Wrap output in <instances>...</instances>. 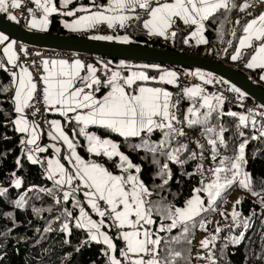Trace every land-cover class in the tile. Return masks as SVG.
<instances>
[{"label":"trees","instance_id":"16d2710c","mask_svg":"<svg viewBox=\"0 0 264 264\" xmlns=\"http://www.w3.org/2000/svg\"><path fill=\"white\" fill-rule=\"evenodd\" d=\"M237 1L239 0H231L230 11L221 9L209 20L204 21L206 41L204 46H195L188 38L190 28L183 26L179 21L173 25L176 33L174 37L162 39L157 36H149L142 26L146 15L142 12H137L139 19L130 20L121 30H111L106 25H98L91 30L77 33L64 30L60 23V16L54 15L49 18L47 29L44 32L83 38L92 35L127 36L130 40L129 43L136 45L171 50L211 60L224 59L229 66L238 69L251 81L264 88L259 78L261 71L245 68V63L253 51L252 48L245 50L238 61H230V57L235 52L239 39L243 35V26L257 13L255 2H251L249 7L241 11L239 7H232V3L236 5ZM108 2L109 0H94V6L93 0H76L70 6L72 8L82 5L83 8L90 11H98L103 10ZM0 15L8 19L7 12H0ZM27 30L34 31L30 28ZM148 66L166 67L154 64ZM168 68L186 69L189 72L202 71L175 66ZM105 73L106 71L103 74ZM215 77L225 84H229L224 79ZM165 87L172 94V103L176 104L172 111L175 112L179 123L173 121V124L184 132L183 136H176L170 141V148L186 145L187 151L180 156L182 160L187 159L191 153L196 154V159L188 160L182 166L168 161L165 156L159 153L156 154L155 158L160 160L161 164L168 163L171 170L172 178L167 184H164L158 175L160 167L153 163L152 153L146 152L142 148L129 147V145L141 143L140 137L125 140L115 133H107L108 138L120 145V151L128 155L134 164L141 167L140 179L153 193L147 199L150 202L162 201L166 205L179 208H184L186 202L196 194L202 196L204 201L205 191L197 192L196 189H203L206 185L211 184L216 179L211 170L220 166L221 160L237 155L240 144L245 141H247L245 147L247 165L243 168V172L251 174V189L241 187L239 197L233 202L232 212L235 210L239 213L236 220L229 213H225L222 218L206 223L205 227L201 228L200 224L203 223V220L195 218V226H193V221L187 222L189 229L187 233L184 232V224H178L171 231H159L161 226L170 225L171 220L165 219L153 210L151 218L154 223L150 227L153 233H157L159 237L163 238L159 246L160 255L166 256L169 249L182 253L181 257L176 258L175 264H264V204L261 203V199L264 198V136L260 134L264 130L262 129L263 122L248 117L246 122L241 124L240 112L233 111L237 114L236 116L227 115L231 111L218 105V107L215 106V111L212 112L206 126L199 124L189 126L185 121V117L189 116V108L197 107L201 118L208 109L200 108L201 103L197 98H189L184 95L181 87L167 85ZM13 90L12 75L4 67L0 68V188L7 190L3 195H0V264H109L106 247L92 241L87 229L76 227L80 214L79 207H83L92 220L98 221L99 218L87 205L82 195L81 183L73 196L65 201L63 199L64 191L53 183L37 164L31 163L27 159L28 153L21 144L22 134L15 130L16 113L12 100ZM68 120L66 122L62 119L61 123L76 145V152L82 159L100 163L116 175H124L120 168L114 166L115 163H118V158L109 160L102 155L96 156L89 153L86 139L78 135L80 125L72 119ZM206 127L215 128L217 133H220L221 128L224 129L220 133L224 144H220L218 141L216 148L218 155L215 160L212 158V145L208 140L209 137L216 138V136L206 133ZM90 129L102 137L106 135L105 129L97 127ZM142 136L150 139L154 144H160L165 139L161 130L154 131L150 136L143 133ZM42 137L43 143L49 140L45 133L42 134ZM170 148H166L165 151ZM18 159L20 160L19 165L16 163ZM198 165H203L202 173ZM66 171L75 178V172L72 169H66ZM133 174H135L134 170ZM17 178L21 180L19 188L15 187L13 183ZM237 182L239 183V180ZM160 185L163 187L161 188ZM253 192L257 194L254 195ZM21 197L25 198V203L22 207H17L16 201ZM237 200L240 203L237 204ZM76 201H79V206H76ZM219 209L217 207L216 213L219 212ZM67 212H71L72 215L68 216ZM212 217L213 215H211ZM243 220L248 221V227L243 224L238 226V222ZM64 223H68V231L63 230ZM100 230L106 232L112 239L116 245V251H112V255L120 259L123 264V257L120 255L122 249L120 237L105 221ZM212 232L216 236L215 239L211 238L214 237ZM241 234H243V239L239 243H233L232 238L240 237ZM174 237L178 240L172 239ZM199 238L201 241H209L208 246L203 247ZM209 256L212 257V260L208 259Z\"/></svg>","mask_w":264,"mask_h":264},{"label":"snow or ice","instance_id":"6c2138e0","mask_svg":"<svg viewBox=\"0 0 264 264\" xmlns=\"http://www.w3.org/2000/svg\"><path fill=\"white\" fill-rule=\"evenodd\" d=\"M36 7L42 9L43 18L36 19L35 11L29 9L33 18L29 22V26L33 29L44 31L47 29L48 15L58 12L57 7L52 3V0H34ZM73 0H62V6L67 7ZM264 2V0H261ZM231 0H173V2H160L155 0V6H152L153 0H109L107 8L104 11L90 12L89 9L77 8L75 11H67L63 13L66 16H74L77 11L89 12V15L81 16L72 23H65L64 27L71 31L87 30L95 27L97 23L107 22L109 27H112L115 23H119L121 27L125 25V22L130 19L129 16L122 13L128 11H135L137 8L143 9L148 13L150 19L143 22V27L149 31V34L165 36L169 28H171L175 17L183 20L185 24H192L197 26V33H202L204 29V21L209 20L216 12L221 9L231 10L229 4ZM9 0H0V12L8 11ZM93 5L94 0H93ZM10 6L12 8L20 7V0H10ZM250 4L245 2L242 5H235L232 3V7H239L241 11L249 7ZM103 7V6H100ZM105 12L116 13L114 15H106ZM8 19L19 22L15 15L9 13ZM136 19H139L137 16ZM239 23V21H237ZM243 35L239 39V48L236 50V54L232 55V60L240 58L241 49L252 48L253 53L251 59L247 63L248 68H262L264 69V13L254 17L243 26ZM175 32L172 33L174 37ZM93 40H119L121 43H129V37H113L96 35L92 36ZM9 37L0 32V44H4L8 41ZM200 43H206L201 36ZM256 42V43H254ZM15 41L9 42L4 49V54L7 56L8 63L16 65L17 56L13 50ZM43 68L46 75L41 79L45 85L43 88V100L46 105L51 109L60 112L61 115L68 117L69 113H76L74 117L70 119L74 120L79 127L78 135L83 136L87 141V151L96 156H104L109 160L118 158V163L114 166L121 169L124 175H114L100 163L93 161H85L76 152V145L73 140L63 131L59 122L51 121L54 133L49 135L53 140H62L70 149V156L66 157L71 163L74 159L75 164V178L79 179L85 188L90 189L84 195L88 198L87 202L90 207L100 216H105V211L101 210L98 201H104L108 206V211L113 216V226L124 229L129 228L130 231H122L120 238L125 242V248L120 250V255L123 257V264H175L176 258L181 257L182 253L175 252L169 249L166 256L160 255V248L162 239L157 233H153L144 225H151L154 223L152 217L153 210L162 215L165 219H170L171 224L161 226L159 231H171L176 228L178 224H184V232L189 231L187 222L193 221L194 218L199 216L200 213L206 209L202 207L203 201L199 196L194 197L186 202L184 208L174 207L173 205H166L162 201L150 202L147 198L152 196L153 193L140 179V173L142 171L139 165L134 164L128 155L120 151V145L114 142L111 138H108L107 133H115L125 140L130 138H141V143L136 145H129L133 149H144L146 152L153 154V163L160 167L158 175L163 180L164 184H167L172 178L171 170L168 163L161 164L160 160L155 156L159 153L165 156L170 162H174L179 165H184L188 160L196 159V154L191 153L187 159H181L180 156L183 152L187 151L186 145H181L176 148H170V141L175 139L176 136H183L184 132L181 129H177L173 124V121L177 120V116L172 109L176 107V104L172 103V94L161 88H151L139 86L137 89H132L131 86L136 83L137 80L147 81L149 79H155L147 76L144 72H133L130 76L122 77L119 71H111L110 77L103 82L105 87L110 90L102 97H97L96 92L100 91L102 81L96 76L97 69L94 65L83 64L80 60H74L69 63L66 60H43ZM3 65L0 64V68ZM120 67H127L121 64ZM144 67H158L147 66ZM103 68L109 71L108 65L104 64ZM86 69L87 74L81 76V70ZM193 75L199 76L201 79H205L204 74L197 72ZM14 77H18V86L14 96V111L18 113L17 119L14 121L15 130L19 133L26 134L27 139L21 140L23 145H36L34 149H28L29 152H45L47 149L40 147L37 144L38 133L37 127L33 122H30L24 115V110L30 107L29 101L33 99L36 92L37 85L32 80V74L26 67L20 68V73H13ZM177 74L172 71H165L159 76V80L172 84L176 81ZM264 79V76L261 77ZM206 83H210L211 79H206ZM232 91L239 92V89L232 88ZM203 89L200 87H192L183 89V94L189 98L200 97L203 103L199 105L200 108L208 109L204 113L203 118L200 117L197 107L189 108V116L185 117V121L189 126L194 125H207L209 118L215 106L212 104V100L222 101V97H209L207 95H201ZM35 115V112L33 113ZM227 115L236 116L234 112H229ZM241 124H244L248 117H239ZM89 126H95L97 128L105 129L106 135L100 136L94 132L88 131ZM166 129V131H165ZM264 129V126H262ZM156 130H161L164 133L165 139L160 144H154L150 139L143 138L142 134L147 133L149 136ZM224 131L220 129V133ZM206 133H211L216 138L209 137V144L212 145L213 160H215L218 152L216 150L217 143L224 144L223 137L220 133H217L213 127H206ZM264 136V130L260 133ZM256 139L257 137H253ZM247 141L241 143L238 149V154L231 158L221 160L220 166L212 169L211 171L215 175L216 179L206 185L203 189H196L197 192H208L210 201L215 203L218 197H221L222 192L230 188L237 182V177L241 176L242 169L247 165L245 159V147ZM51 147H55L52 145ZM203 147L202 145L200 146ZM166 148L170 150L165 151ZM56 153L60 152L59 148H55ZM27 159L33 164L41 163L36 156L29 154ZM203 159V156H201ZM16 163L19 165L20 160ZM48 178L54 179L57 186L67 184L71 186L74 179L73 175H70L63 164L58 159L48 160ZM201 173L203 172V165H198ZM133 170L135 174H133ZM223 174V175H221ZM230 174V175H229ZM15 175V173H13ZM59 175V179L55 177ZM15 187L21 186V180L15 179L13 181ZM239 186L246 189H251V174L243 172V178L239 180ZM162 188L163 185H160ZM44 191L43 189H41ZM7 190L0 188V195H3ZM49 192L51 190H48ZM77 189L64 192L63 199L67 201L69 197L73 196ZM254 195L257 193L253 192ZM25 203V198L21 197L16 201L17 207H22ZM236 203H240L239 200ZM261 203L264 204V198L261 199ZM76 206H79V201H76ZM80 219L78 220L76 227H87L89 235L92 241L98 243L102 242L107 245L108 249L115 252L116 245L112 239L100 231L101 225L104 223L101 220L99 223L92 220L85 212L83 207H79ZM68 216H71V212H67ZM233 219L239 216L235 210L232 213ZM248 227V221L243 220L238 222ZM68 223H64L62 228L64 231H68ZM201 228H204L203 223L200 224ZM220 231V229H217ZM153 236H156L153 239ZM178 240V238H172ZM215 239V238H213ZM243 239V234L240 237H233V243H239ZM209 241H201L203 247L208 246ZM148 258L145 259L144 257ZM212 260V257H208ZM109 264H122L120 259H117L114 255L109 256Z\"/></svg>","mask_w":264,"mask_h":264},{"label":"built area","instance_id":"2783aa9c","mask_svg":"<svg viewBox=\"0 0 264 264\" xmlns=\"http://www.w3.org/2000/svg\"><path fill=\"white\" fill-rule=\"evenodd\" d=\"M245 2L249 4H251V2H255L256 9H259L264 6V2H261V0H239L236 2V5L239 6ZM20 5H21L20 7L12 8L10 6V3L8 4L7 16L9 15V13L15 15L19 22L17 23L16 21L10 19L8 20L12 21L13 23L17 24L22 28L27 29L29 28V22L33 18L32 13L29 11V9L35 11V17L40 16L41 10L36 7L34 0H20ZM13 49L18 58L17 59L18 65L20 67H26L28 69V71L32 74L33 82H35L37 85V89L36 92L34 93L33 99L29 101L31 106L24 110V115L30 122H33L36 125H38L37 127V133L39 137L37 140L38 145L42 142V134L45 133V131L53 128L51 124V121H53V119L49 115L50 109L48 105L44 103L43 100V88L45 87V85L41 77L46 75L43 68V63H42L43 60L45 59L49 61L66 60L69 63H71L74 60L78 59L85 65L91 64L94 65L97 69H99L96 73V76H102L103 73L106 71L103 68L104 64L108 65V69H109L108 72L111 73V71H119L122 77H127L130 73L133 72H144L147 76L155 78V79H149L147 80V82L158 81L159 76L161 74V69H159L158 67H144L145 65L142 66L139 65L138 63L114 61L111 58L103 57V56L88 55L84 53H77L66 50L36 47L19 42H15ZM221 60L224 61V59ZM0 64H2L3 67L7 69L12 76L13 73H17V68L15 66H8L4 57L1 54H0ZM121 64L126 65L127 67H120ZM172 70L177 74V79L173 83V87H177V88L181 87L182 89L188 87H200L206 90L207 93L209 92V95L213 97L216 96L222 97V101H220L219 103L222 106H224L228 111L240 112L242 116L258 119L264 124V107H262L261 105L257 104L253 100L246 97V95H244L240 90L239 92L232 91L231 90L232 88H236L233 85L231 84L222 85L217 81L216 77L208 78L211 79V82L206 83L203 79H199L198 76L191 75L185 69H172ZM34 112L35 115H33ZM24 139H27L26 134L22 135V140ZM22 147L23 149L28 150V149H34L36 145L26 146L22 144ZM28 154L36 156L37 159L41 161V163H37V165L40 167L41 171L44 172L48 177L47 158L40 154H36L35 152L28 151ZM72 170L75 172V168ZM55 179H59V176H56ZM50 180L53 183H55L54 179H50ZM75 183H76V189H78L79 184L76 181ZM59 187L64 192L72 190L71 188H69V185H60ZM87 191H91V190L82 187V195ZM98 204L101 210L105 211L106 213L104 217H99V218H101V220L105 221L106 223H109L112 231H114V233L117 236L120 237V233L122 231L131 230L129 228H124V230H120V228L113 226V216L110 213V211H108L107 204L104 201H98ZM144 226L149 227L148 225H144ZM148 229L150 230V227ZM120 241L122 242V249H124L125 242L122 239ZM144 258L146 259L147 256H145Z\"/></svg>","mask_w":264,"mask_h":264},{"label":"water","instance_id":"95a60500","mask_svg":"<svg viewBox=\"0 0 264 264\" xmlns=\"http://www.w3.org/2000/svg\"><path fill=\"white\" fill-rule=\"evenodd\" d=\"M0 32L7 35L9 41L36 47L97 55L132 63L200 69L224 79L239 89L246 97L264 107V88L251 81L238 69L228 66L225 61L211 60L132 43H121L120 41L93 40L91 37L83 38L73 35H57L44 31H29L1 15Z\"/></svg>","mask_w":264,"mask_h":264},{"label":"crops","instance_id":"0c3cea01","mask_svg":"<svg viewBox=\"0 0 264 264\" xmlns=\"http://www.w3.org/2000/svg\"><path fill=\"white\" fill-rule=\"evenodd\" d=\"M74 1H76V0H73V2ZM41 2L43 3V0H41ZM57 2V3H56ZM160 2H168V3H171V2H173V0H160ZM9 3H10V0H9ZM52 3L57 7V9H58V12H56V13H51V14H49L48 15V17H47V19H48V23H49V18L51 17V16H54V15H58V16H60V23H61V25H62V27H63V29L64 30H66V31H68V32H71V33H77V32H82V31H87V30H91V29H93V28H95V27H97L98 25H106L107 27H109L108 26V24H107V22H102V23H97L96 25H95V27H93V28H89V29H87V30H80V31H71V30H69L68 28H66V27H64V24L65 23H72V22H74L77 18H79V17H81V16H85V15H89L90 13L89 12H86V11H77V12H75V15L74 16H66V15H63V13H65V12H67V11H75V9H77V8H83V6L82 5H78V6H73L72 8H71V6H70V4L67 6V7H64V6H62V0H52ZM108 4H109V2L107 3V6H105L104 8H107L108 7ZM152 6H155V0H153V4H152ZM104 8H103V10H100V11H104ZM85 9H87V8H85ZM255 9H256V7H255ZM41 10V14H40V16L39 17H36V19H42L43 18V11H42V9H40ZM90 12H96V11H90ZM137 12H142V13H145L146 15H145V19H144V21L145 20H148V19H150V16L148 15V13L146 12V11H144L143 9H139V8H137L134 12L133 11H128V12H124V13H122V14H124V15H127V16H129L130 17V19H128L126 22H125V24L127 23V22H129L130 20H132V19H134V18H136L137 17ZM256 14H254L250 19H249V21L250 20H252L254 17H257V16H259L261 13H264V6L262 7V8H260L259 10H257L256 9ZM105 14L106 15H114V14H116V13H112V12H105ZM174 19V22H173V24H172V26H171V28H169L168 30H167V32H166V35L165 36H160V35H152V34H149V31L147 30V29H145L144 27V30L147 32V34L149 35V36H157V37H160V38H162V39H167V38H169L171 35H172V33L174 32V28H173V25L175 24V22L176 21H179V22H181V24L183 25V26H185V27H188V28H190V32H189V34H188V38H190L191 39V41L193 42V44L195 45V46H204L205 45V43H200L199 41H200V39H201V36L203 37V40L205 41V38H204V29H203V32L202 33H197V26L196 25H192V24H185L184 22H183V20H181L180 18H178V17H175V18H173ZM143 21V22H144ZM204 23V22H203ZM48 25V24H47ZM142 26H143V23H142ZM29 28L30 29H32V30H34V31H38V32H42L41 30H38V29H33V28H31L30 26H29ZM109 28H111V30H121V26L119 25V23L117 22V23H115L112 27H109ZM243 35H245V33L243 32ZM242 35V36H243ZM92 37V36H91ZM173 37V36H172ZM171 37V38H172ZM109 41H119V40H116V39H113V40H109ZM9 42H12V41H5V43L4 44H0V54L4 57V59H5V61H6V63H7V65L8 66H15L16 68H17V74H19L20 73V66L18 65V62L16 61V65H12V64H9L8 63V59H7V56L4 54V49L7 47V44L9 43ZM254 43H256V42H254ZM239 48V42H238V44H237V48H236V50ZM247 49H250V48H244V49H241L240 50V52H241V54L243 53V52H245V50H247ZM14 50V49H13ZM236 50H235V52L233 53V55L234 54H236ZM15 52V51H14ZM252 53H253V51H252ZM251 53V54H252ZM16 54V53H15ZM232 57V56H231ZM231 57H230V61H232V62H236V61H238L239 59H237V60H232L231 59ZM240 57H241V55H240ZM250 59H251V55L249 56V58L247 59V61H246V63H245V68L246 69H248V70H260L261 71V73H260V81L263 83V85H264V79H261V77L262 76H264V69H262V68H259V67H256V68H248L246 65H247V63L250 61ZM165 71H172V72H174L173 70H170V69H162L161 70V74L160 75H162ZM197 72H200V73H202V74H204V77H205V79H208V78H214V76L213 75H211V74H209V73H206L205 71H190L189 73L191 74V75H193L194 73H197ZM109 73V74H108ZM87 74V71H86V69H84V70H81V72H80V75L81 76H83V75H86ZM132 73H130L128 76H130ZM110 75H111V73L110 72H106L105 74H103L102 76H97L101 81H102V85L100 86V91H98V92H96L95 93V95L97 96V97H102L104 94H106L110 89L108 88V87H105L104 85H103V82H105L109 77H110ZM196 76V75H195ZM199 77V76H198ZM199 79H201L200 77H199ZM18 77H14L13 76V83H14V96H15V91H16V88H17V86H18ZM150 83H157V84H150ZM170 86V87H173V83L172 84H169V83H166V82H163V81H160V80H158V81H156V82H147V81H140V80H137L136 81V83H134L132 86H131V89H127V90H129V91H131L132 89H137L139 86H144V87H151V88H161V89H163V90H165V91H168L167 89H166V87L165 86ZM188 88H192V87H188ZM168 92H170V91H168ZM171 93V92H170ZM202 96L203 95H207V93L205 92V91H203V93L201 94ZM197 99H198V101H199V103H203V100L200 98V97H196ZM13 101H14V97H13ZM213 102V101H212ZM49 107V106H48ZM49 109H50V113H49V115L52 117V119L53 120H55V121H57V122H59L60 123V125H61V128L63 129V131L66 133V131H65V129H64V127H63V125H62V119H64L66 122H68L69 120L68 119H70L71 117H74L75 115H76V113H69V115H68V117H65V116H63V115H61L60 114V112H58V111H56V110H53V109H51L50 107H49ZM16 113V112H15ZM18 113H16V119H17V117H18ZM61 118V119H60ZM15 119V120H16ZM81 126V125H80ZM93 127H95V126H89V128H88V131H90V132H94L95 133V131H93V130H91L90 128H93ZM53 132H54V129H53ZM55 134V133H54ZM67 134V133H66ZM68 135V134H67ZM49 138V140H47V142H46V151L48 152V155L51 157V160H56V159H58L59 161H60V159H61V157H60V155H61V152L62 151H64V149L65 148H68L67 147V145L62 141V140H59V139H57V140H53L52 138H51V136L50 137H48ZM70 138V137H69ZM71 139V138H70ZM52 145H54L55 147H51ZM55 148H59L60 149V152L59 153H56V151H55ZM69 156H70V154H69ZM50 160V159H49ZM64 159H62V163L61 164H63L64 165ZM64 167H65V165H64ZM66 170V169H65ZM115 175V174H114ZM80 181V180H79ZM64 185H67V184H64ZM84 199H85V201H86V203H87V205L89 206V204H88V202H87V200H88V198L87 197H85L84 196ZM79 216V219H80V214L78 215ZM150 226V225H149ZM101 232H103V231H101ZM105 234H107L106 232H104ZM153 239H155L154 238V236H153Z\"/></svg>","mask_w":264,"mask_h":264},{"label":"rangeland","instance_id":"374dc122","mask_svg":"<svg viewBox=\"0 0 264 264\" xmlns=\"http://www.w3.org/2000/svg\"><path fill=\"white\" fill-rule=\"evenodd\" d=\"M262 8V7H261ZM260 9V8H259ZM92 36H95V35H92ZM172 37V35L169 37V38H171ZM222 61V60H221ZM128 63H131V62H129L128 61ZM139 65H145V64H142V63H138ZM227 64V63H226ZM228 65V64H227ZM229 66V65H228ZM231 67V66H230ZM159 69H163L164 67H158ZM234 68V67H233ZM165 69V68H164ZM167 69H170V68H167ZM170 70H172V68L170 69ZM189 72V71H188ZM204 81H205V79H203ZM217 81L220 83V84H222V85H225V83L222 81V80H220V79H217ZM204 90V89H203ZM14 91V90H13ZM206 93H207V91L206 90H204ZM207 96H209V97H213V96H211V95H209V92L207 93ZM13 97H14V93L12 94V100H13ZM213 102H212V104L214 105V106H216V107H218V101H216L215 99H213L212 100ZM15 108V107H14ZM252 121H253V119H252ZM50 133H53L54 134V132H53V128H51L50 130H47V131H45V134L48 136V137H50ZM43 138V137H42ZM43 140V139H42ZM41 147H43V148H45L46 147V143H43V141L39 144ZM27 151V150H26ZM70 149H68V148H65L64 149V151H62L61 152V155H60V157H61V159H60V162L62 163V159H64V164H65V169H67V170H70V169H74V167H73V165L75 164V161L74 160H72V162L70 163L69 162V160L68 159H66V157H69V154H70ZM45 152H46V154H45ZM45 152H35L36 154H40V155H42V156H44V157H46L47 158V161L50 159L51 160V157L48 155V153H47V151H45ZM27 153H28V151H27ZM29 155V154H28ZM47 174H48V172H47ZM114 174V173H113ZM243 169H242V173H241V176H238L237 177V181L238 180H240L241 178H243ZM116 175V174H115ZM57 176H59V175H57ZM75 181L80 185V183H81V185H82V187H84L83 186V183L81 182V181H79V179H77V180H75V178H74V180H73V182H72V184H71V186H69V188H71V189H76V183H75ZM240 191H241V187L239 186V183L237 182V183H235L232 187H230V188H228L226 191H224V192H222V195H221V197H218L217 199H216V201H215V203H212L211 201H210V198H209V195H208V192H206L205 191V200L203 201V198H202V196H200V195H198V194H196L195 196H193L191 199H193L194 197H196V196H199L200 197V199L203 201V205H202V207L204 208V209H206V210H204V211H202L201 213H200V215L199 216H197V217H195V218H199V219H202L203 220V224L205 225L206 223H210V222H212V221H214V220H216V219H218V218H222L223 217V215L225 214V213H229L230 215H232V207H233V202H235V200L239 197V194H240ZM228 195V196H227ZM83 196H85L84 194H83ZM86 197V196H85ZM190 200V199H189ZM217 207L218 208H220L219 209V212L218 213H216V211H217ZM92 212H94V213H96L93 209H92ZM96 215L98 216V214L96 213ZM211 215H213V217L211 218ZM98 217H100V216H98ZM194 218V219H195ZM99 221H101V218H98V221H96L97 223H99ZM83 228H85V229H87L88 230V228L87 227H83ZM127 228V227H126ZM144 228H149V227H146V226H144ZM120 230H124V229H120ZM209 230H211V229H209ZM100 231H102V230H100ZM150 231H152V229H150ZM88 233H89V231H88ZM212 235L214 236V237H211V238H216V236L213 234V232H212ZM154 238H156V237H154ZM199 240L201 241V239L199 238ZM103 246H105L106 247V249H107V252H108V255L110 256V255H112V251L111 250H109L108 249V247H107V245H105L104 243H102V242H100ZM148 258V257H147ZM146 258V259H147Z\"/></svg>","mask_w":264,"mask_h":264},{"label":"clouds","instance_id":"9594fccd","mask_svg":"<svg viewBox=\"0 0 264 264\" xmlns=\"http://www.w3.org/2000/svg\"><path fill=\"white\" fill-rule=\"evenodd\" d=\"M113 60V59H112ZM117 61H119V60H117ZM132 63V62H131ZM159 67V66H158ZM164 68H168V67H164ZM186 70V69H185ZM187 71V70H186ZM214 76V75H213ZM215 77V76H214ZM73 171V170H72ZM89 207H90V205H89Z\"/></svg>","mask_w":264,"mask_h":264},{"label":"bare ground","instance_id":"6f19581e","mask_svg":"<svg viewBox=\"0 0 264 264\" xmlns=\"http://www.w3.org/2000/svg\"><path fill=\"white\" fill-rule=\"evenodd\" d=\"M67 51V50H66Z\"/></svg>","mask_w":264,"mask_h":264}]
</instances>
